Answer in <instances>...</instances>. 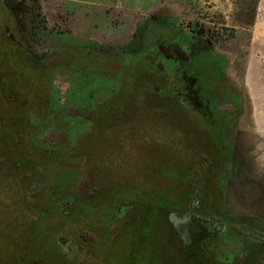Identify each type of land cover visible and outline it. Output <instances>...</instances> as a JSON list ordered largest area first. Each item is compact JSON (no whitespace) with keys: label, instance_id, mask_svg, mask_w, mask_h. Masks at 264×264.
Returning a JSON list of instances; mask_svg holds the SVG:
<instances>
[{"label":"rangeland","instance_id":"obj_1","mask_svg":"<svg viewBox=\"0 0 264 264\" xmlns=\"http://www.w3.org/2000/svg\"><path fill=\"white\" fill-rule=\"evenodd\" d=\"M21 1L0 0V264H33L38 251L51 249L69 200L76 207L73 229H94L98 238L101 217L103 239L113 236L87 264H110L113 250L124 245L128 215L114 229L105 226V217L121 204L146 201L144 192L126 186L143 176L134 174L142 166L143 128L165 123L172 128L167 139L185 138L184 131L178 136L173 110L143 113L155 110L152 87L163 88L145 70L136 68L134 77L125 62L153 52L163 43L162 33L179 37L191 58L210 70L214 87L223 61L217 67L199 47L194 54L191 30L197 29V16L205 30L223 37L229 21L212 9L211 0H37L41 15L35 7L25 16L17 6ZM26 16L33 17V30L23 34L19 25L22 20L27 28ZM230 82V93H244L242 74ZM148 133L152 139L155 133ZM173 152L166 147L169 169L183 162ZM183 180L167 183L180 186ZM99 182L100 200L98 191L89 194ZM165 235L162 249H177L175 238Z\"/></svg>","mask_w":264,"mask_h":264},{"label":"flooded vegetation","instance_id":"obj_2","mask_svg":"<svg viewBox=\"0 0 264 264\" xmlns=\"http://www.w3.org/2000/svg\"><path fill=\"white\" fill-rule=\"evenodd\" d=\"M26 1H32V6ZM17 6L23 15L34 10L33 7L41 15L37 0H22ZM26 19L27 28L22 20L19 25L23 34L33 30L28 25L33 17ZM195 19L197 29L191 30L190 37L197 40L190 41L191 51L195 54L197 47L203 49L217 67L223 61L214 87L210 70L199 66V59L191 58L179 37L162 33L163 43L153 52L125 62L134 77L136 68L145 70L146 76L157 80L163 88L152 87L148 93L155 110L141 112L173 110L179 120L178 136L184 131L185 138L167 139L166 130L172 128L165 123L153 128L143 124L145 137L139 143L143 146L142 166L136 165L134 170L135 175L141 171L143 176L136 184L126 186L131 192H144L146 201L121 204L113 215L105 217L109 219L105 226L114 229L128 215L124 245L113 250L110 264H140L142 258L145 264H264V147L247 122L246 93H230L231 79L240 76L236 54L239 50L234 52L229 32L223 37L215 36L203 28L200 18ZM213 88L217 93H212ZM160 103L167 107L154 105ZM148 132L155 133L152 139ZM167 146L183 161L176 168L169 169L166 164ZM179 176L184 177L180 186L167 183L168 178ZM118 186L115 183L113 189L118 190ZM97 191L100 200L101 182L89 194ZM98 205L103 206L101 201ZM63 206L62 226L53 237L52 248L38 251V260L33 264H53L50 250L58 258L56 264H87L93 253L101 254L107 242L112 241L113 236L103 239L101 217L97 238L94 229H73L71 217L76 207H72L71 200ZM183 220L187 231L181 238L173 221L184 226ZM139 221L143 222L140 227ZM166 230L178 242L177 249H162L160 241ZM24 246L23 250L27 248Z\"/></svg>","mask_w":264,"mask_h":264},{"label":"crops","instance_id":"obj_3","mask_svg":"<svg viewBox=\"0 0 264 264\" xmlns=\"http://www.w3.org/2000/svg\"><path fill=\"white\" fill-rule=\"evenodd\" d=\"M189 2L191 0H188ZM213 10L228 20L223 28L233 37L246 93L249 127L264 147V0H211Z\"/></svg>","mask_w":264,"mask_h":264},{"label":"water","instance_id":"obj_4","mask_svg":"<svg viewBox=\"0 0 264 264\" xmlns=\"http://www.w3.org/2000/svg\"><path fill=\"white\" fill-rule=\"evenodd\" d=\"M184 222L183 223H185V220H183ZM173 223H174V228H175V230L179 233V236L181 237V238H184L185 236H186V231H187V229H186V223L184 224V226L182 225V226H180L179 224H176L174 221H173Z\"/></svg>","mask_w":264,"mask_h":264},{"label":"trees","instance_id":"obj_5","mask_svg":"<svg viewBox=\"0 0 264 264\" xmlns=\"http://www.w3.org/2000/svg\"><path fill=\"white\" fill-rule=\"evenodd\" d=\"M33 9H35V7H33ZM38 15V14H37Z\"/></svg>","mask_w":264,"mask_h":264}]
</instances>
